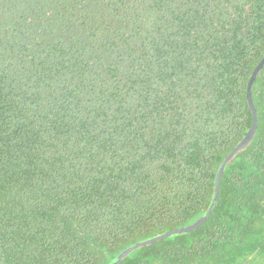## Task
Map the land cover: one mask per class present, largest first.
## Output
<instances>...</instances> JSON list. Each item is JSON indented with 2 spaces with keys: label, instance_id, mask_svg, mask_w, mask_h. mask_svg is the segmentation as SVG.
I'll return each mask as SVG.
<instances>
[{
  "label": "trees",
  "instance_id": "1",
  "mask_svg": "<svg viewBox=\"0 0 264 264\" xmlns=\"http://www.w3.org/2000/svg\"><path fill=\"white\" fill-rule=\"evenodd\" d=\"M264 0H0V264H113L188 227L253 125ZM258 127L197 230L120 264L264 254Z\"/></svg>",
  "mask_w": 264,
  "mask_h": 264
},
{
  "label": "water",
  "instance_id": "2",
  "mask_svg": "<svg viewBox=\"0 0 264 264\" xmlns=\"http://www.w3.org/2000/svg\"><path fill=\"white\" fill-rule=\"evenodd\" d=\"M263 67H264V59L259 63V65L254 70V72H253V74H252V76L248 82L247 90H246V98H247V102H248V107H249V109L253 115L252 128L250 129V131L246 135V137L232 150V152L226 157V159L221 164V166H220V168L216 174L213 200H212V203H211L207 213L203 217H201L198 221H196L195 223H193L192 225H190L188 227H183L180 229L172 230V231L166 232L164 234H161L159 236L153 237L151 239H148V240L134 244L133 246L124 250L118 256L117 260L113 264H120V262L124 258L128 257L131 253L138 250L139 248L154 245L158 241L168 239V238L175 236V235L189 234V233L199 229L207 221L208 217L212 213L213 207H214L215 202L217 200V197L219 194L220 181H221L222 175L225 171L227 164L230 163L239 153H241L243 150H245L251 144V142H252V140L256 134L257 127H258V118H257V112H256V109H255V106L253 103V99H252V87L254 85L256 77L258 76L259 72L263 69Z\"/></svg>",
  "mask_w": 264,
  "mask_h": 264
},
{
  "label": "rangeland",
  "instance_id": "3",
  "mask_svg": "<svg viewBox=\"0 0 264 264\" xmlns=\"http://www.w3.org/2000/svg\"><path fill=\"white\" fill-rule=\"evenodd\" d=\"M253 262H249L248 264H264V254L258 257H255Z\"/></svg>",
  "mask_w": 264,
  "mask_h": 264
}]
</instances>
